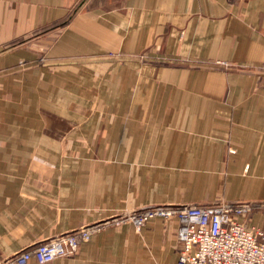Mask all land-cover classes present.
<instances>
[{"label": "crops", "instance_id": "obj_1", "mask_svg": "<svg viewBox=\"0 0 264 264\" xmlns=\"http://www.w3.org/2000/svg\"><path fill=\"white\" fill-rule=\"evenodd\" d=\"M237 200L264 201V0H0V260ZM176 227L111 225L44 264H180Z\"/></svg>", "mask_w": 264, "mask_h": 264}, {"label": "built area", "instance_id": "obj_2", "mask_svg": "<svg viewBox=\"0 0 264 264\" xmlns=\"http://www.w3.org/2000/svg\"><path fill=\"white\" fill-rule=\"evenodd\" d=\"M155 216L176 218L180 264H264V201L245 200L155 204L124 211L41 240L2 258L0 264H27L31 259L44 264L72 257L82 242L107 225L130 221L139 228Z\"/></svg>", "mask_w": 264, "mask_h": 264}, {"label": "rangeland", "instance_id": "obj_3", "mask_svg": "<svg viewBox=\"0 0 264 264\" xmlns=\"http://www.w3.org/2000/svg\"><path fill=\"white\" fill-rule=\"evenodd\" d=\"M38 33L36 34V35H38V34H40L41 33V31H37ZM33 37V36H32ZM18 43H21L22 42V40H19V41H17ZM251 67H247V69H250ZM118 214H116V215H114V216H117ZM256 219L253 217V221H255ZM124 223V222H123ZM123 223H118V224H111V225H114V226H117V225H121V224H123ZM111 225H107L106 227H108V226H111ZM106 227H104V228H106ZM104 228H102V229H104ZM101 229V230H102ZM100 230V231H101ZM83 243V242H82ZM80 246V245H79ZM79 248V247H78ZM77 253V252H76Z\"/></svg>", "mask_w": 264, "mask_h": 264}]
</instances>
